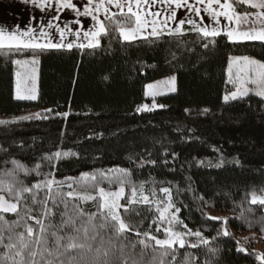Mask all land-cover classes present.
<instances>
[{
	"label": "trees",
	"instance_id": "16d2710c",
	"mask_svg": "<svg viewBox=\"0 0 264 264\" xmlns=\"http://www.w3.org/2000/svg\"><path fill=\"white\" fill-rule=\"evenodd\" d=\"M106 23L111 35L102 38L101 48L52 50L37 57L40 76L39 97L35 101L14 99L17 65L11 61L30 55L0 54V120L16 121L0 125V145L8 149L7 155L0 153V160L14 157L32 167L45 154L58 149L71 150L79 153V158L70 156L60 161L57 179L79 178L83 172L119 166L135 169L134 179L148 181L146 187H151L153 180L171 182L157 187L173 188L181 218L189 228L202 231L210 242L199 249L180 250L177 264L186 253L198 257L199 264H205L206 259H213L209 247L219 249L215 264H261L257 259L260 254L255 236L240 234L261 232L264 226V206L250 203V193L255 190L261 194L264 189V103L250 95L225 104L223 96L235 90L233 84L227 83L229 58L247 54L264 62V45L259 42L231 44L222 36L205 50L195 34L183 38L163 37L151 45L143 40L129 45L119 42L114 24ZM6 51L3 49L0 53ZM172 52L176 53V59L172 58ZM172 74L177 78V91L155 97L157 104L166 107L138 114V105L153 102L152 97L145 95L147 84ZM45 109L53 112L44 113ZM204 109L209 111L205 113ZM65 112L67 117L57 115ZM30 113H43L49 118L18 119ZM166 151L177 153L176 159L165 156ZM129 156L134 162H130ZM141 158L154 159L157 164L139 168ZM164 159L169 163L164 164ZM42 171L47 172L49 168L44 166ZM34 179L29 177L27 182ZM189 185L191 191L175 196L177 186L183 190ZM102 186L108 187L106 182ZM63 191L69 189L65 187ZM201 195L207 201L206 206L195 199ZM73 203L89 214L97 211L94 201L69 198L70 211ZM201 210L208 215L209 210L230 214L227 225L230 235L217 236L222 225L206 219ZM138 211L141 216H133L132 220L137 222L143 218L140 231L144 232L155 212L148 211L146 206H140ZM59 221L57 216L54 223ZM96 223H100L99 217ZM86 226L87 217H84L77 221L79 233L71 229L59 232L64 237L60 251L71 242L69 236L78 237L77 243L83 242ZM97 231L99 235L88 243L93 250L108 251L109 255L101 254L100 260L109 264H123L125 260L128 264L133 260L149 264L152 260L153 249H144L137 243L145 237L131 233L117 237L111 229L97 228ZM153 234L164 238L162 233L153 231ZM92 235L90 230L89 237ZM189 239L196 242L195 237ZM132 244H136L134 249ZM48 247L55 249L54 238L49 237ZM238 247L246 251L238 252ZM82 251L76 249L66 253V257ZM161 251L156 249L155 255L159 256ZM3 252L0 248V254ZM94 257V251L87 253V259Z\"/></svg>",
	"mask_w": 264,
	"mask_h": 264
},
{
	"label": "snow or ice",
	"instance_id": "6c2138e0",
	"mask_svg": "<svg viewBox=\"0 0 264 264\" xmlns=\"http://www.w3.org/2000/svg\"><path fill=\"white\" fill-rule=\"evenodd\" d=\"M23 2L39 10L40 17L32 16L29 26L24 30H21L19 25L10 31L0 27V50H7L0 54L31 56L30 59L11 61L12 64L21 67L29 64L38 65L37 57L47 51H71L74 47L81 50L101 48L102 38L111 35L106 22L114 24L119 42L122 44L131 45L143 40L151 45L160 42L163 37L183 38L195 34L197 42L205 50L210 44H215L216 38L222 36L231 44L259 42L264 45V0H23ZM65 12L71 13L73 18H63ZM85 18L90 21L87 27ZM32 22L38 27L32 26ZM177 47H180V43ZM171 55L173 59L177 58L175 52ZM234 66L235 73H233ZM36 73L35 67L30 73H25L23 78L20 72L15 73V100L38 99ZM165 83L169 86V92H176L175 76L170 77ZM227 83L233 84L235 90L223 96L225 104L244 100L250 95H254L264 103V62L246 55L230 57ZM146 88L149 91H146L145 95L151 96L153 102L151 106L147 103L138 105L136 107L138 114L166 107L155 102L156 96L165 94L163 91L153 84H148ZM203 111L207 113L209 110ZM43 112L51 113L53 110L45 109ZM57 115L67 117L68 113H57ZM48 118L43 113H35L18 119ZM15 122V120H0V125ZM20 147L22 148L23 145L21 144ZM213 150L219 151L216 148ZM0 153L7 155L8 149L0 145ZM148 155L151 156V153L149 152ZM164 155H171L175 160L178 154L166 151ZM70 156L79 158V153L58 149L42 156L32 167H28L14 157L0 160V248L4 249L0 254V264H109L99 259L101 254L107 257L108 251L101 253L100 248L93 250L92 244L88 243L89 239L95 240L99 235L97 228L111 229L117 237L126 233L145 237L139 239L137 243L144 249H153L154 255L149 264H177L180 250L199 249L201 246L209 245L210 242L202 231L189 228L181 218V207L177 206V200L174 199L173 188L157 187L158 184H171V182L153 180L151 187H146L148 181L138 182L134 179L135 169L119 166L92 173L83 172L79 178L57 179L58 163ZM129 160L134 162L132 156H129ZM141 160L142 162L137 166L139 168H143L146 164H157L154 159L141 158ZM163 163L168 164L169 161L164 159ZM44 166H47L49 171H42ZM29 177L35 179L27 182ZM105 182L107 188L102 186ZM65 187L69 191L64 192ZM113 188L115 190H112ZM77 189H85V191L81 192ZM88 189L92 191H87ZM182 191H191V186L183 190L177 186L175 196L179 197ZM93 192L95 194H92ZM247 197L248 194L245 198ZM69 198L72 201H94L97 211L89 214L75 203L70 211ZM195 199H198L202 205H207L202 195ZM250 203L264 206V189H261V194L253 190L250 193ZM140 206H146L148 211L155 212L144 232L140 231L143 227V218L137 222L132 220L133 216H141V212L138 211ZM201 215L222 225L217 236L230 235L227 228L229 218L208 215L202 210ZM8 216H13L15 219H8ZM57 216L60 217L59 224L54 223ZM84 217H87V226L83 228L84 241L77 243L75 241L78 237L69 236L71 242L60 251L61 240L64 237L58 233L66 229L79 233L81 229L77 227V221L83 220ZM98 217L100 223L97 225ZM248 223L251 227V222ZM178 228H182L183 231ZM90 230L94 233L91 237H89ZM153 231L162 233L164 238L154 235ZM261 233L264 234V226L261 227ZM49 237L54 238L55 249L48 247ZM190 237H195L196 242L190 240ZM135 247L136 244H132V248ZM76 249L83 251L78 255L66 257V253ZM156 249L162 250L159 256L155 255ZM93 251L95 257L87 259V253ZM237 251L245 252L246 249L238 247ZM208 252L213 259H206L205 264H215L214 258L219 249L209 247ZM257 259L264 264V254L257 256ZM123 264H128V261L125 260ZM132 264H142V262L133 260ZM180 264H199V258L186 253Z\"/></svg>",
	"mask_w": 264,
	"mask_h": 264
},
{
	"label": "crops",
	"instance_id": "0c3cea01",
	"mask_svg": "<svg viewBox=\"0 0 264 264\" xmlns=\"http://www.w3.org/2000/svg\"><path fill=\"white\" fill-rule=\"evenodd\" d=\"M41 13L35 9L31 4H25L23 0H0V27L6 30H14L15 26L19 25L21 30L29 26L32 16L39 18ZM63 18L72 19L73 16L69 12L63 14ZM222 23L223 20H222ZM90 21L85 18V26H89ZM32 26L38 27L35 22ZM73 39V37H69ZM147 90V88H146Z\"/></svg>",
	"mask_w": 264,
	"mask_h": 264
},
{
	"label": "rangeland",
	"instance_id": "374dc122",
	"mask_svg": "<svg viewBox=\"0 0 264 264\" xmlns=\"http://www.w3.org/2000/svg\"><path fill=\"white\" fill-rule=\"evenodd\" d=\"M235 56H245V55H236V54H234V56H232V57H235ZM246 56H249V57H252V58H255V59H257V60H260V61H262L260 58H256V57H254V56H251V55H247L246 54ZM31 58V56H28V57H24V58H19V59H30ZM263 62V61H262ZM33 67H35L36 69H37V73H36V76H37V79H36V88H37V90H38V93H39V85H38V80H39V76H40V73H39V69H40V62H39V64L38 65H35V66H33V65H27V66H23V67H21V66H17V68H16V72H20L21 74H22V78H23V76H24V74L25 73H30L31 72V69L33 68ZM235 71H236V68H235V66L233 67V73H235ZM172 76H175L176 77V75L175 74H172V75H167L166 77H164V78H160V79H157V80H155V81H153V82H150V83H148V84H153V85H155L159 90H161V91H163L165 94L164 95H167V93H174V92H169L168 91V85L165 83L170 77H172ZM147 84V85H148ZM31 86V82L29 81V87ZM176 89H177V78H176ZM145 91H149L148 89L147 90H145ZM177 91V90H176ZM39 97V96H38ZM151 97V96H150ZM145 103H147V102H145ZM147 104H149L150 106H151V104L150 103H147ZM32 114H34V113H30V114H25V115H23V116H30V115H32ZM22 116V115H21ZM112 190H115V188L114 189H112ZM209 214L210 215H212V216H218V217H221V218H224V217H229L230 216V214H228V213H224V212H220V211H213V210H209ZM178 230H181V231H183V229L182 228H178ZM248 234H251V235H253V236H255V239H256V244H255V246L256 247H258V250H259V254H264V234H262L261 232H259V231H254V232H252V233H249V232H242L240 235L242 236V235H248Z\"/></svg>",
	"mask_w": 264,
	"mask_h": 264
}]
</instances>
